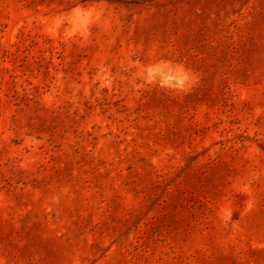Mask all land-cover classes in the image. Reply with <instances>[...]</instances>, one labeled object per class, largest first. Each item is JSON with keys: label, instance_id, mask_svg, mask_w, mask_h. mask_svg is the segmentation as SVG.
I'll return each mask as SVG.
<instances>
[{"label": "rangeland", "instance_id": "obj_1", "mask_svg": "<svg viewBox=\"0 0 264 264\" xmlns=\"http://www.w3.org/2000/svg\"><path fill=\"white\" fill-rule=\"evenodd\" d=\"M0 264H264V0H0Z\"/></svg>", "mask_w": 264, "mask_h": 264}]
</instances>
